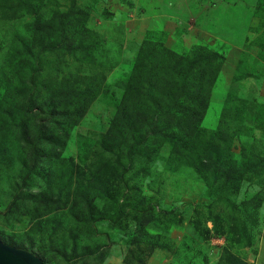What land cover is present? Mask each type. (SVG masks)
Segmentation results:
<instances>
[{"label": "trees", "instance_id": "1", "mask_svg": "<svg viewBox=\"0 0 264 264\" xmlns=\"http://www.w3.org/2000/svg\"><path fill=\"white\" fill-rule=\"evenodd\" d=\"M44 3L45 0H0V20L30 18L25 22L26 34H10L5 52L11 76L3 78L0 88V133L14 132L22 156L21 186L41 188L34 195L26 193L32 217L39 219L69 208L79 222L105 221L111 228H121L127 213L125 206H133L140 226L133 244L138 248L147 240L155 247L160 246L166 234L161 233L160 224L168 220L172 210H157L154 197L136 201L138 187L130 182L136 174H150L142 166L134 175H126L137 159L168 145L171 158L192 168L205 182L212 199L214 196L218 200H226L227 194L236 191L246 178L263 173L264 155L244 143L239 153L235 152L232 140L238 131H230L232 119L246 121L248 116V121H256L260 114L254 100L240 104L239 99L229 95L230 105L223 109L222 126L209 135L200 126L225 60L223 52L204 46L178 52L159 40L146 38L136 49L128 73L113 83L121 94L109 100L112 109L97 138L75 135L79 157L84 160L96 155V168L104 157L102 152L114 156L111 173L120 168L118 179L114 183L110 176L102 182L103 174L99 173L82 178L79 167L63 155L71 130L98 98H107L113 89L102 69L92 73L71 71L66 57L82 67L94 65L99 51H103V40L88 26V11L77 7L74 0L65 10L53 9L48 17L41 12ZM261 125L264 132V122ZM20 191L15 192V198H20ZM97 195L107 198L108 209H96ZM113 195L122 196V200L115 202ZM260 200L256 198L258 203ZM212 222L216 228L215 220ZM145 226L156 232L147 235ZM242 228L239 227L243 231ZM0 239L29 250L10 237L0 234ZM32 253L45 263L40 250ZM217 264L246 263L223 247Z\"/></svg>", "mask_w": 264, "mask_h": 264}, {"label": "rangeland", "instance_id": "2", "mask_svg": "<svg viewBox=\"0 0 264 264\" xmlns=\"http://www.w3.org/2000/svg\"><path fill=\"white\" fill-rule=\"evenodd\" d=\"M74 1L77 7L88 11V26L103 40V51H99L94 65L83 67L66 57L67 68L80 73L102 69L113 89L112 95L98 98L71 130L63 155L79 167L82 178L99 173L103 174L102 182L110 176L113 181L118 179L116 173H120V168L111 173L114 156L101 151L104 157L97 168L103 169L98 171L94 166L96 155L84 160L79 157L75 135L97 138L112 109L109 100L121 94L113 83L128 73L136 49L146 38L159 40L178 52H188L196 46L222 51L225 60L200 126L207 135L222 126L223 109L230 105L229 95L239 99L240 104L254 100L260 114L255 122L248 121V116L246 121H242L244 118L229 121L230 131H238L232 145L237 153L244 143L264 155L261 125L264 122V0ZM70 3L71 0H45L41 12L48 17L53 9L65 10ZM29 20L28 16L0 20L1 89L3 78L11 76L5 64L10 34L13 31L26 34L25 22ZM0 137V234L28 247V251L40 250L44 264H217L223 247L246 264H264V171L243 180L236 191L227 194L226 200H218L214 196L212 199L205 182L192 168L171 158L168 145L158 147L153 155L140 157L126 172L134 175L142 166L150 172L143 177L142 173L136 174L130 182L138 187L136 201L154 197L157 210L172 212L160 224L161 233H166L160 246L151 247L145 240L137 248L133 240L138 237L140 226L133 206H125L127 213L121 228H111L105 221L79 222L71 216L69 208L39 219L32 217L26 193L30 191L34 195L41 188L21 186L22 156L14 132L3 131ZM18 190L22 194L17 199ZM257 197L261 199L259 203ZM113 198L115 202L118 198L122 200V196L113 195ZM107 202L101 195L94 199L99 210L108 209ZM241 226L243 231L239 229ZM144 229L147 235L156 232L149 226Z\"/></svg>", "mask_w": 264, "mask_h": 264}, {"label": "water", "instance_id": "3", "mask_svg": "<svg viewBox=\"0 0 264 264\" xmlns=\"http://www.w3.org/2000/svg\"><path fill=\"white\" fill-rule=\"evenodd\" d=\"M0 264H44L31 251L13 246L0 240Z\"/></svg>", "mask_w": 264, "mask_h": 264}]
</instances>
